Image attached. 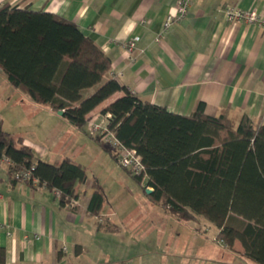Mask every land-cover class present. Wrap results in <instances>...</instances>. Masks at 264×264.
<instances>
[{
    "label": "crops",
    "instance_id": "1",
    "mask_svg": "<svg viewBox=\"0 0 264 264\" xmlns=\"http://www.w3.org/2000/svg\"><path fill=\"white\" fill-rule=\"evenodd\" d=\"M176 1L0 0V7L27 6L75 22L110 56L108 77L143 100L180 114H191L204 102L207 114H226L236 124L244 115L264 122V28L230 21L223 10L235 5L264 11V0H193L186 17L165 28ZM132 39L136 45L128 52L125 45ZM3 91L2 106L22 107L31 122L22 127L19 119L5 125L0 115L3 128L18 144L22 140L53 164L69 157L87 172L92 158L106 155L108 161L98 143L113 157L112 184L118 186L99 184L98 177L91 180L87 174L78 184V203L62 205L46 185L14 181L2 161L1 264H258L245 256L240 240L228 243L204 216L179 219L154 202L145 192L146 180L142 186H130L114 155L89 133V125L76 127L50 104L26 100L0 68ZM18 91L22 98L10 106ZM122 95L117 92L97 106L91 118L102 115V109ZM40 123H47L45 132L39 130ZM122 183L127 186H119ZM98 187L104 201L94 214L88 205Z\"/></svg>",
    "mask_w": 264,
    "mask_h": 264
},
{
    "label": "trees",
    "instance_id": "2",
    "mask_svg": "<svg viewBox=\"0 0 264 264\" xmlns=\"http://www.w3.org/2000/svg\"><path fill=\"white\" fill-rule=\"evenodd\" d=\"M110 56L79 26L58 14L29 7H0V68L15 88L33 102L50 104L79 128L102 109L108 125L127 147L136 149L146 167L145 192L179 219L204 216L229 243L238 239L244 254L264 264V122L244 115L235 123L226 114L206 113L200 102L191 114L169 111L141 99L116 78L108 77ZM102 142L100 136H94ZM0 121V163L8 157L12 179L31 169L27 179L60 191V202L78 199L87 179L84 165L65 157L59 164L40 158ZM104 145V144H103ZM108 149V148H106ZM117 159V155L108 149ZM140 183L144 174L133 175ZM104 194L98 187L88 208L98 214ZM0 252V264L2 263Z\"/></svg>",
    "mask_w": 264,
    "mask_h": 264
},
{
    "label": "built area",
    "instance_id": "3",
    "mask_svg": "<svg viewBox=\"0 0 264 264\" xmlns=\"http://www.w3.org/2000/svg\"><path fill=\"white\" fill-rule=\"evenodd\" d=\"M193 0H177L172 10L166 17L164 26L168 28L175 21L181 20L189 12V8ZM228 20L246 21L257 26L264 28V11L255 8L243 9L235 5H227L223 8ZM136 45V40H129L125 47L128 52H131ZM112 114L110 112L104 113L97 117H93L89 121V133L92 136H100L104 145L109 147L116 155L119 163L133 175L144 174V180L147 178L146 167L142 161L141 156L137 153L136 149L125 146L116 135L109 130L108 125ZM2 161L14 165L13 162L5 157ZM15 176L22 181H27L31 178V169H22L15 173ZM34 184H38V179L33 178ZM148 188H152L147 186ZM55 193L60 196V191L55 189ZM78 203V199H73L72 205Z\"/></svg>",
    "mask_w": 264,
    "mask_h": 264
},
{
    "label": "rangeland",
    "instance_id": "4",
    "mask_svg": "<svg viewBox=\"0 0 264 264\" xmlns=\"http://www.w3.org/2000/svg\"><path fill=\"white\" fill-rule=\"evenodd\" d=\"M19 93H15L13 96V98L10 100V106L11 105H14V104H18L16 103L19 99H20V91H18ZM6 93L3 91L2 93H0V115L2 117L5 118V125H7L8 122H14V125L16 124L17 120L19 119H23L22 122L20 123V125L23 127H25L27 124H31V122H28L27 119L25 118V113L23 112L24 109L21 107V109H17V110H14L16 108H13V107H8L7 106H2V102L4 101L3 98H6L4 95ZM18 94V95H17ZM22 98V97H21ZM23 98H25L26 100H29L30 102L31 99L27 96V95H23ZM20 108V107H19ZM104 114V113H103ZM92 119V118H91ZM90 119V120H91ZM40 121V120H38ZM36 121L35 124L37 125L39 122ZM90 125L89 122L87 124V126ZM47 126V123L45 124H42L40 123V128L39 129L40 131H43L45 132V128ZM21 127V128H22ZM38 127V125H37ZM89 129V128H88ZM42 132V133H43ZM95 144V143H94ZM104 144V143H103ZM105 146L106 148L110 149L109 147H107L106 145H103ZM97 147H98V150H102L105 154L108 155V161L105 160V157H101L100 159L98 158H92L90 164L88 163L87 165V174H88V177L91 178V180H95L96 178L95 177H98V179H100L101 181H99L98 183L99 184H102L103 185V181L108 185V186H118L115 184H112V179L114 178L113 175L111 174V172L113 171L112 168H111V164H110V161L113 160V157L111 156V154L106 151L105 149H103L98 143H97ZM89 149V148H88ZM92 149V148H91ZM90 150V149H89ZM111 150V149H110ZM93 151V150H92ZM112 151V150H111ZM113 152V151H112ZM114 153V152H113ZM118 161V159H117ZM119 163V161H118ZM9 166H11L9 163H7ZM103 165V168L102 166ZM119 165L122 167V168H119L120 169V172L123 176H126V178L128 179V181H130V186H142L143 182L140 183L134 176L133 174L125 169L120 163ZM110 168V170L108 168ZM99 169H101L102 171L100 172L102 176H99L97 174V171H99ZM111 171V172H110ZM96 186H99V185H96ZM119 186H127V183H122L120 184ZM141 195L143 196V191H141ZM212 237V236H211ZM212 243V242H211ZM220 242H218L219 244ZM229 243V242H228Z\"/></svg>",
    "mask_w": 264,
    "mask_h": 264
},
{
    "label": "water",
    "instance_id": "5",
    "mask_svg": "<svg viewBox=\"0 0 264 264\" xmlns=\"http://www.w3.org/2000/svg\"><path fill=\"white\" fill-rule=\"evenodd\" d=\"M59 114L63 115L64 110H59ZM146 191H147V193H151L153 191V188H147Z\"/></svg>",
    "mask_w": 264,
    "mask_h": 264
}]
</instances>
